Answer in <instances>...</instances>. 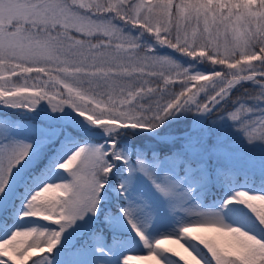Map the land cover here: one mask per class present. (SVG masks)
I'll list each match as a JSON object with an SVG mask.
<instances>
[{
    "label": "snow or ice",
    "instance_id": "obj_1",
    "mask_svg": "<svg viewBox=\"0 0 264 264\" xmlns=\"http://www.w3.org/2000/svg\"><path fill=\"white\" fill-rule=\"evenodd\" d=\"M145 262L264 264V0H0V264Z\"/></svg>",
    "mask_w": 264,
    "mask_h": 264
},
{
    "label": "rangeland",
    "instance_id": "obj_2",
    "mask_svg": "<svg viewBox=\"0 0 264 264\" xmlns=\"http://www.w3.org/2000/svg\"><path fill=\"white\" fill-rule=\"evenodd\" d=\"M131 255H143V256H146L147 255V250H143V251H138V252H133V253H130ZM145 264H151V262H145ZM181 264H183V262H181Z\"/></svg>",
    "mask_w": 264,
    "mask_h": 264
}]
</instances>
